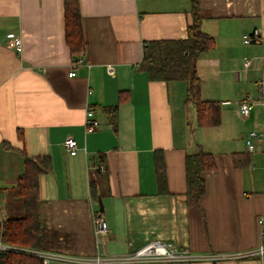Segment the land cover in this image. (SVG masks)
Listing matches in <instances>:
<instances>
[{
	"label": "crops",
	"instance_id": "0c3cea01",
	"mask_svg": "<svg viewBox=\"0 0 264 264\" xmlns=\"http://www.w3.org/2000/svg\"><path fill=\"white\" fill-rule=\"evenodd\" d=\"M78 4L86 48L72 56L64 0H0V205L5 208L7 189L23 172L21 151L47 155L51 167L38 178L43 251L118 255L160 239L203 257L191 264H264V254L208 257L243 253L262 240L263 143L254 139L249 152L245 139L261 130L264 111L258 96L264 0H197L199 27L214 39L213 48L197 60L200 96L218 101L221 114L220 123L208 127L196 124L185 80H150L139 68L148 41L187 37L191 0ZM254 29L259 41L243 43V35ZM11 34L21 37L20 53L7 45ZM73 59L82 61L69 76ZM242 101L252 103L246 116L238 112ZM114 105L116 129L103 111ZM88 107L100 121L90 133L84 127ZM67 137L76 140L74 155L64 147ZM199 148L214 156L216 166L201 172L205 191L189 205L185 156ZM157 152L164 161L162 184ZM101 166L106 177L95 184L99 194L92 199L89 181L102 174ZM99 198L108 232L97 241L93 214L100 209Z\"/></svg>",
	"mask_w": 264,
	"mask_h": 264
},
{
	"label": "trees",
	"instance_id": "16d2710c",
	"mask_svg": "<svg viewBox=\"0 0 264 264\" xmlns=\"http://www.w3.org/2000/svg\"><path fill=\"white\" fill-rule=\"evenodd\" d=\"M193 22L184 39L150 40L143 47L139 68L150 80H185L187 82L186 102L195 112L196 124L200 127L217 126L221 121L218 101L204 100L200 96V79L197 75V60L201 54L214 46V39L199 27L202 14L197 0H191ZM65 40L72 56L85 51L86 43L81 33V16L78 0H64ZM118 105L104 107L110 124L116 129ZM19 137L21 133L19 132ZM23 172L16 183L7 189L6 218L0 223V242L35 249H42L41 227L37 212L38 178L51 167L47 155L29 157L23 151ZM159 154V155H158ZM100 161L103 158L100 157ZM216 166L211 153L198 149L185 156L186 193L185 201L195 205L205 191L201 172ZM155 168L158 181L164 182V161L157 152ZM106 169L97 179H90V195L98 197L97 182L105 179ZM264 232V226H263ZM264 237L262 238V240ZM264 242V240H263ZM0 264H42L39 257L19 251H0Z\"/></svg>",
	"mask_w": 264,
	"mask_h": 264
},
{
	"label": "built area",
	"instance_id": "2783aa9c",
	"mask_svg": "<svg viewBox=\"0 0 264 264\" xmlns=\"http://www.w3.org/2000/svg\"><path fill=\"white\" fill-rule=\"evenodd\" d=\"M259 41V32L254 29L250 34L243 35V43L249 44ZM7 45L14 49L17 53L22 51V41L19 35H8ZM82 59H73L71 61V71L69 76L74 75V68L80 63ZM249 60L246 59L244 67H248ZM259 98L264 103V68L261 71L260 78L258 80ZM252 108L250 101H242L239 104L238 112L241 116H246ZM264 109V105H263ZM100 124V121L95 117V110L91 107L85 109L84 127L85 132L90 133L94 131ZM260 131H250L245 144L248 151L254 150V139H260L263 143L264 150V111L262 115V123L260 124ZM64 147L67 149L70 155H74L77 152L76 140L72 137H67L64 140ZM103 170V166L100 167ZM6 218V210L0 205V223ZM258 223L261 225L260 238L264 237L263 226L264 216L259 217ZM94 234L99 240L100 236H104L108 232V225L101 212L97 211L93 214ZM0 251H19L28 255L39 257L42 264H49L54 260H61L65 262H77V263H89V264H191L193 261L200 260L203 257L199 254L191 252L188 247H179L175 243L166 240L153 239L134 249L128 253L113 255L107 253L96 254L93 257H70L60 254H55L42 249L19 247L13 245H7L0 242ZM264 254V242L258 244L256 248H252L243 253H210L208 257L211 260H220L225 258L241 259L250 256H262Z\"/></svg>",
	"mask_w": 264,
	"mask_h": 264
},
{
	"label": "water",
	"instance_id": "95a60500",
	"mask_svg": "<svg viewBox=\"0 0 264 264\" xmlns=\"http://www.w3.org/2000/svg\"><path fill=\"white\" fill-rule=\"evenodd\" d=\"M98 201H99V206H100V209H99V211H100V212H102V210H103V209H102V204H101V200H100V198H99V200H98Z\"/></svg>",
	"mask_w": 264,
	"mask_h": 264
}]
</instances>
